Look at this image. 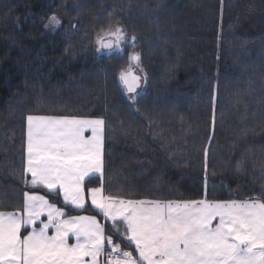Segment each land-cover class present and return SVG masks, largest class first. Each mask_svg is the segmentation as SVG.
<instances>
[{"label":"trees","instance_id":"16d2710c","mask_svg":"<svg viewBox=\"0 0 264 264\" xmlns=\"http://www.w3.org/2000/svg\"><path fill=\"white\" fill-rule=\"evenodd\" d=\"M53 15L61 24L45 27ZM109 25L127 34L122 49L97 52ZM132 53L146 76L136 103L119 78ZM29 114L104 119L103 176L85 190L162 201L256 195L264 0H0V210L15 211L24 191L43 195L68 215L96 216L127 248L90 203L77 210L26 186Z\"/></svg>","mask_w":264,"mask_h":264},{"label":"snow or ice","instance_id":"6c2138e0","mask_svg":"<svg viewBox=\"0 0 264 264\" xmlns=\"http://www.w3.org/2000/svg\"><path fill=\"white\" fill-rule=\"evenodd\" d=\"M60 24L53 15L45 27ZM126 35L120 26L101 29L97 52L120 49ZM140 60L130 54L119 74L133 103L141 77L131 68L143 72ZM26 124V186L58 193L77 210L87 197L127 248L106 235L96 216L68 215L24 191L15 211L0 210V264H264V187L243 200H136L105 195L102 187L85 190L87 177L103 176L104 119L29 114Z\"/></svg>","mask_w":264,"mask_h":264},{"label":"rangeland","instance_id":"374dc122","mask_svg":"<svg viewBox=\"0 0 264 264\" xmlns=\"http://www.w3.org/2000/svg\"><path fill=\"white\" fill-rule=\"evenodd\" d=\"M121 49H122V46H121V48L118 49V50H121ZM113 50H115V48H114ZM113 50H111V51H113ZM101 51H104V52H111V51H109V50H107V49H104V50H101ZM128 67H129V66H128ZM131 69H135V70H136V71L142 76V86H141V88L137 91V92L139 93L140 90L145 86V75H144V72H141V71H140V68L136 67L135 64L132 65V68H131ZM133 95H134V94H133ZM26 127H27V124H26ZM85 135L88 136V135H91V133H90V132H86ZM110 222H112V221H110ZM71 242H74V241H71V240H70V243H71Z\"/></svg>","mask_w":264,"mask_h":264},{"label":"crops","instance_id":"0c3cea01","mask_svg":"<svg viewBox=\"0 0 264 264\" xmlns=\"http://www.w3.org/2000/svg\"><path fill=\"white\" fill-rule=\"evenodd\" d=\"M94 175H97V176H101V174H99V173H96V174H93L92 176H94ZM89 177H87L86 179H88ZM29 179H31V177L29 176ZM85 179V180H86ZM62 200H63V198H62ZM87 203H90L91 204V201H90V199H87V197H86V203H85V205L87 204ZM71 206V205H70ZM91 206H92V204H91ZM73 207V206H72ZM86 216H89V215H86ZM41 219L42 220H46V217H41ZM98 220V219H97ZM98 222H99V220H98ZM100 223V222H99Z\"/></svg>","mask_w":264,"mask_h":264},{"label":"water","instance_id":"95a60500","mask_svg":"<svg viewBox=\"0 0 264 264\" xmlns=\"http://www.w3.org/2000/svg\"><path fill=\"white\" fill-rule=\"evenodd\" d=\"M131 71L133 72V74H135V75H139L140 77H141V79H140V87L139 88H137V91L141 88V86H142V76L135 70V69H131ZM127 94V93H126ZM129 95V94H128Z\"/></svg>","mask_w":264,"mask_h":264}]
</instances>
